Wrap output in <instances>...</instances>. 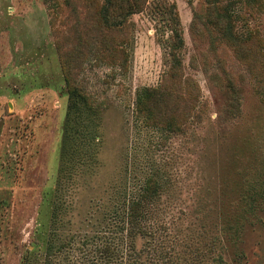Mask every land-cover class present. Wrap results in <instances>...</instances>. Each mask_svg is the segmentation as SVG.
I'll return each instance as SVG.
<instances>
[{
  "label": "rangeland",
  "instance_id": "rangeland-1",
  "mask_svg": "<svg viewBox=\"0 0 264 264\" xmlns=\"http://www.w3.org/2000/svg\"><path fill=\"white\" fill-rule=\"evenodd\" d=\"M67 1L0 0V264H43L45 259L54 196L67 180L60 171L65 127L74 132L72 126L84 116L70 107L65 62L102 120L104 182L127 167L133 190L150 174L152 161L161 163L172 178V209L190 210L194 220L203 201L202 208L214 210L209 224L215 236L222 235L216 205L219 210L226 201L240 206L246 224L242 221L239 234L230 239L236 245L230 247L232 258L225 256L226 264H264V0H148L143 12L130 17V43L119 33L106 35L113 48L130 53L124 74L105 52L94 53L96 0ZM226 5L237 38L228 43L215 27L203 25L223 16ZM195 14L200 19L193 30ZM162 16L178 22V83L186 96L195 93L197 98L192 118L179 133L154 122L147 125L133 114L136 90L160 84L170 67ZM231 90L240 100V115L218 127L214 123ZM92 111L85 116H93ZM79 143L73 142L80 151ZM71 145L66 139L65 150ZM206 148L213 150L215 172L204 157ZM79 151L71 175L76 184L90 180L79 173ZM221 165L228 174L218 175ZM99 185L92 191L64 192L74 202L68 215L77 220L79 211L86 217L88 209L79 210V203L97 200ZM225 186L243 195L242 202L219 201ZM252 200L254 207L245 210Z\"/></svg>",
  "mask_w": 264,
  "mask_h": 264
},
{
  "label": "trees",
  "instance_id": "trees-1",
  "mask_svg": "<svg viewBox=\"0 0 264 264\" xmlns=\"http://www.w3.org/2000/svg\"><path fill=\"white\" fill-rule=\"evenodd\" d=\"M101 1L96 0L98 9L95 33L97 37L92 38L94 53L103 55L105 52L115 70H119L122 74L127 73L130 53L124 47L114 45L113 48V42H109L106 35L119 33L123 37V42L130 43L131 34L129 33L133 26L130 17L143 12L148 0ZM67 3L69 4L70 0ZM229 7L231 6H224V15L215 17V21L203 22L204 26L209 24L219 30L222 34L220 39L227 43L237 39L234 37V27L229 17ZM199 19L200 17L195 14L193 30H196ZM162 21L163 46L167 49L170 67L160 84L136 90L133 114L137 120H144L147 125L152 126L154 124L151 122H154L156 125H162L164 129L179 133L185 130L186 124L192 118V109L197 103V98L195 93L188 94L189 97L186 96L178 83L179 65L175 58V51L182 44L180 36L178 37V22L173 21L171 16L169 19L162 16ZM166 33L168 35L164 38ZM259 43L261 44V41ZM261 54L264 53L261 52ZM245 58L248 57L245 56ZM64 66V80L71 95L70 107L75 112L81 111L79 116H84L72 126V128L75 127L74 132H68V124L67 130L65 127L60 171L67 180L56 189L59 193L54 196L51 230L43 264H226L225 256L228 254L232 258L230 247L236 245L234 243L231 246L230 239L239 234L242 221L243 226L246 224L245 214H240V206L231 207L230 204L233 201L230 203L226 201L221 202L219 210L216 205L222 235L215 236L209 224L210 215L214 210L207 205V209L202 208L205 206L203 201L199 202L195 210L199 214H196L195 221L190 219L193 214L190 210L188 212L172 209V203H174L170 195L173 188L172 178L167 167L164 168V165L157 161H152L150 174L142 183L137 182L133 190L129 186L131 181L129 182L127 167L124 170L120 169L111 180L104 182L108 179L104 180V174H100V168L104 165L100 154H102L105 139L102 120L96 111H92L93 103L90 102L85 88L76 84L69 62H65ZM171 80L174 81L171 83ZM82 109L86 112L92 111L90 114L93 116L86 117V112L82 113ZM222 109V113L214 123L218 127L240 115L241 103L236 90L229 95L227 105ZM96 117L99 119L97 120ZM197 118L200 119L201 116L198 114ZM66 139H69L73 146L65 150ZM75 140L80 142V151L73 144ZM219 150L222 152L221 147ZM78 151L83 152L79 162V173L88 174L90 179L80 184L71 180V175L75 171L73 160ZM212 153L213 150L206 148L204 157H207L209 168L215 172L217 164L215 160L213 162ZM219 172V176L227 173L222 165L219 166ZM97 175H102L100 181H97ZM233 176L235 177V174ZM221 180L225 179L221 178ZM98 182H101L99 185L101 196H97V200L90 198L89 201L85 199L83 204L81 201L79 203V210L85 209L84 207L88 209L86 217L79 211L77 220L68 215L67 208H72L74 202L72 196L65 199L63 193L71 191L78 193L76 190L92 191ZM70 185L76 186L73 188ZM242 196L239 197L238 191L234 192L233 188L225 186L221 188L218 200L240 198V203ZM255 202L256 200H252L253 204L246 205L245 210L252 209ZM213 205L215 207V204ZM234 205L237 204L234 203ZM62 208H64L63 212ZM75 223L77 226L73 228ZM223 233L226 235L224 239ZM226 242L229 244L227 245Z\"/></svg>",
  "mask_w": 264,
  "mask_h": 264
}]
</instances>
